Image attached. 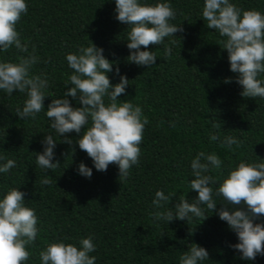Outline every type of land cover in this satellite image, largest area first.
I'll return each instance as SVG.
<instances>
[{
    "label": "trees",
    "instance_id": "1",
    "mask_svg": "<svg viewBox=\"0 0 264 264\" xmlns=\"http://www.w3.org/2000/svg\"><path fill=\"white\" fill-rule=\"evenodd\" d=\"M26 2L28 12L22 15L17 31L21 42L28 45V53L15 46L6 52L0 50V62L19 63L21 56L27 57L35 49L38 61L30 74L48 80L45 108L35 120H21L16 114L28 98L26 92L17 90L9 96L0 90V157L4 158L0 165L8 159L16 161L8 173L0 172V199L10 189L20 188L25 193V206L33 208L38 217L37 239L27 246L30 256L24 264H42L40 252L52 242L79 247L80 240L88 237L96 246L89 254L96 257L95 264H180V257L192 243L209 252V259L202 264H264V255L244 260L231 247L239 240L219 218L218 211L226 202L215 195L223 179L241 161L264 162V98L241 95L239 74L231 71L228 51L221 43L225 38L209 29L202 17L205 0H141L170 3L176 12L170 23L183 27L160 45L142 46L157 56L149 67L127 59L131 54L127 47L130 27L116 19V0ZM230 2L242 10L264 13V0ZM173 40L175 44L170 43ZM93 43L113 61V70L107 73L112 85L119 83L121 76L129 79L118 102L128 100L139 105L149 121L139 145V164L121 180L118 165L98 171L92 158L79 148L76 141L87 125L80 133L66 134L73 143H64L46 116L52 100L62 98L73 86H65L73 74L66 56ZM165 45L172 49L170 57H165ZM226 78L231 82L225 83ZM259 78L264 80V73ZM68 99L73 107H82L78 97ZM47 134L57 141L53 162L60 163L55 170L36 163ZM213 134L219 139L212 141ZM228 136L242 141L241 146L222 147ZM201 151L215 152L223 161L221 169L211 173L218 177L212 185L216 210L212 212L202 204L207 216L204 220H156V211H175L180 197L195 202L198 192L190 186L195 179L191 161ZM82 162L92 169L90 178L78 173ZM46 177L52 180L50 185L41 183ZM158 190L166 195L174 193L161 209L152 203ZM254 222L264 223V216Z\"/></svg>",
    "mask_w": 264,
    "mask_h": 264
},
{
    "label": "clouds",
    "instance_id": "2",
    "mask_svg": "<svg viewBox=\"0 0 264 264\" xmlns=\"http://www.w3.org/2000/svg\"><path fill=\"white\" fill-rule=\"evenodd\" d=\"M26 0H0V50L8 51L15 46L19 51L28 53V45L21 42L17 24L22 15L28 12ZM116 19L127 24V47L131 54L129 62L140 66H151L157 56L147 49L149 45H160L165 38L182 32L183 27L170 23L176 12L168 2L155 4L142 3L141 0H116ZM202 17L209 29L218 31L225 39L221 42L228 51L231 71L238 73L237 83L243 87L241 95L246 98H264V13L258 10H242L230 0H205ZM175 44V41H170ZM221 45V44H220ZM33 52L27 57L21 56L19 63L0 62V90L11 96L14 91L27 93L23 108H17L16 114L21 120L36 119L44 110V99L48 88L47 78L31 75L30 69L38 61ZM171 47L165 45V57H170ZM73 74L69 83L73 85L62 98L53 99L47 107L46 116L52 123L50 127L63 137L62 142L72 144L66 134L86 131L76 141L79 148L92 158L98 171H107L110 164L119 168V179L127 178L130 169L139 164L145 125L148 118L142 108L131 101L118 102V97L125 93L129 84L128 77L121 76L120 82L112 85L107 73L111 72L113 61L104 55L103 48L94 43L81 47L76 53L66 56ZM116 74H120L117 66ZM226 78L225 83H230ZM79 99L82 107H73L68 97ZM107 98V102H106ZM91 121V126H89ZM219 128L220 125L214 124ZM210 139L219 137L213 134ZM44 151L36 156L40 168L55 170L59 161L53 162L57 141L47 134L42 141ZM240 147L242 141L228 136L222 147ZM235 149H233L234 151ZM0 159H4L0 157ZM223 161L215 153L201 151L191 161L195 179L191 180L192 190L198 192L195 202L180 197L175 204V211L166 208L156 211V220L167 223L174 219L190 220L192 217H207L200 205H206L212 212L217 203L213 199V187L218 177L212 175L221 169ZM16 166V161L8 159L0 165V172L8 173ZM78 173L90 178L92 169L83 162ZM41 183L50 185L52 180L44 178ZM226 203L219 209V218L226 221L235 231L239 242L231 245L241 253L244 260H255L258 254L264 255V223H255L257 217L264 216V162L241 161L223 179L215 192ZM174 193L165 194L163 190L155 193L153 204L157 209L164 208L172 200ZM38 217L33 208L25 206V193L20 188L10 189L0 199V264H24L29 259L28 245L35 243L38 235ZM92 237L82 238L80 246L57 241L48 244L40 252L42 264H95L96 257L89 254L95 251ZM209 259L205 247L192 243L188 251L180 257V264H202Z\"/></svg>",
    "mask_w": 264,
    "mask_h": 264
}]
</instances>
